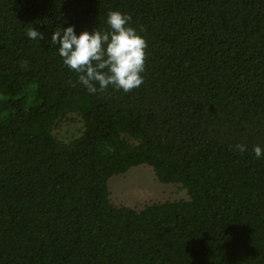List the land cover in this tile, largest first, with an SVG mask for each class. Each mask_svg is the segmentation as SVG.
Listing matches in <instances>:
<instances>
[{
  "label": "trees",
  "instance_id": "obj_1",
  "mask_svg": "<svg viewBox=\"0 0 264 264\" xmlns=\"http://www.w3.org/2000/svg\"><path fill=\"white\" fill-rule=\"evenodd\" d=\"M109 10L147 42L143 83L91 94L51 35L109 31ZM257 145L264 0H0V264H264ZM141 164L188 198L114 204Z\"/></svg>",
  "mask_w": 264,
  "mask_h": 264
},
{
  "label": "clouds",
  "instance_id": "obj_2",
  "mask_svg": "<svg viewBox=\"0 0 264 264\" xmlns=\"http://www.w3.org/2000/svg\"><path fill=\"white\" fill-rule=\"evenodd\" d=\"M130 20L128 14L109 10V31L94 29L77 35L74 26H69L52 33L51 41L59 46L63 63L79 74V82L89 93L104 92L109 86L129 92L143 83L141 73L145 68L148 45L137 30L129 26ZM26 35L32 40L45 39L35 27L27 28ZM236 147L242 152L245 150L242 144ZM253 151L257 159L264 155L258 145Z\"/></svg>",
  "mask_w": 264,
  "mask_h": 264
},
{
  "label": "rangeland",
  "instance_id": "obj_3",
  "mask_svg": "<svg viewBox=\"0 0 264 264\" xmlns=\"http://www.w3.org/2000/svg\"><path fill=\"white\" fill-rule=\"evenodd\" d=\"M82 129L80 120H66L56 130L57 136L67 140L78 136ZM110 198L114 204L141 208L157 201L188 198L181 184L162 183L148 164L132 167L128 172L116 174L109 180Z\"/></svg>",
  "mask_w": 264,
  "mask_h": 264
}]
</instances>
